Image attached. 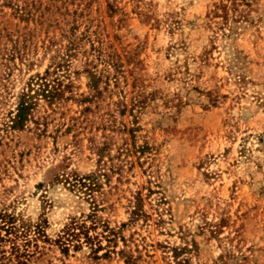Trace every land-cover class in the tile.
Listing matches in <instances>:
<instances>
[{"label": "rangeland", "instance_id": "obj_1", "mask_svg": "<svg viewBox=\"0 0 264 264\" xmlns=\"http://www.w3.org/2000/svg\"><path fill=\"white\" fill-rule=\"evenodd\" d=\"M0 264H264V0H0Z\"/></svg>", "mask_w": 264, "mask_h": 264}, {"label": "trees", "instance_id": "obj_2", "mask_svg": "<svg viewBox=\"0 0 264 264\" xmlns=\"http://www.w3.org/2000/svg\"><path fill=\"white\" fill-rule=\"evenodd\" d=\"M37 79H43V78H40L39 76H37ZM42 85L44 86V87H47V85L45 84V83H42ZM28 95H22V97H21V100H20V102H19V104H18V107H17V113H16V116H15V118H14V121H13V123L15 124V125H21L25 120H26V118H27V116H28V114H29V111H30V109H31V106H30V104L28 103V101H27V99H26V97H27ZM49 97H51V96H53V95H48ZM73 229H74V227H69L66 231V234H68V232H70V231H73ZM68 236H76V234H74L73 232H71V234H69ZM86 239H87V241H89V237L87 236V234H86Z\"/></svg>", "mask_w": 264, "mask_h": 264}]
</instances>
